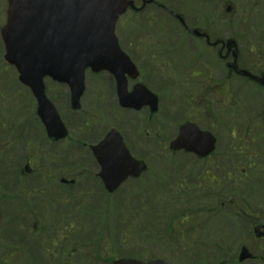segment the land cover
Here are the masks:
<instances>
[{"label": "flooded vegetation", "instance_id": "obj_1", "mask_svg": "<svg viewBox=\"0 0 264 264\" xmlns=\"http://www.w3.org/2000/svg\"><path fill=\"white\" fill-rule=\"evenodd\" d=\"M155 1L133 0L136 11L134 12L137 16H147L150 14L149 7L153 5L160 13H163V16L165 13L171 16L175 15L170 10L165 11L164 5ZM227 3H231V1L229 0ZM8 6V0H0V66L4 64L6 68V48L2 32L7 24ZM252 10H255L256 17L258 16L261 19L260 10L262 15H264V0H254ZM192 13L196 15V28H198L197 31L200 32L201 37L188 34L185 36L188 40H192L193 44L190 50H186L182 45L175 51H167L166 47L161 46L159 49L142 46L146 62H141L127 46L129 56L137 65L139 71L138 79L127 77L128 92H134L139 84L148 85L159 100L158 111L155 115L152 114L150 107L140 111L123 109L119 104L117 83L112 78L109 88H106L103 81L100 83L101 88L105 87L106 94L99 93L97 100L99 109L104 112H107L109 108L111 109V114H109V117L107 116L111 120L110 127L105 128L104 114L97 115L94 117L97 120L96 125H87L86 130L78 128V135L74 133L73 138L70 137L66 141L54 143L49 138L46 128L37 115L35 100H32L34 108L31 109V118H24V115L15 112L17 104L8 102L10 98H13L12 94L5 93V85L15 82V78H9L6 74L0 73V164L7 160L0 169V175L2 176L13 163L12 169H9L3 177L4 179L6 176L8 180L3 181V184L0 182L1 259L14 258L21 262L35 259L38 262L42 261V264H61L60 261H63L62 264H74L73 257L76 255L77 258L82 260L85 256L83 249L86 248V243L81 239L83 245L79 243L70 244L69 240L71 238L65 235V227L72 228L75 232L79 231V233H81V230L85 231V197H94L101 190L107 192L99 177L102 172V163L93 154L91 146L100 144L108 132L114 128L122 133L124 140L126 139L122 131H125L124 128L127 125L124 122L119 123L117 113L119 110L126 116L128 115L127 117L137 116L138 124L143 127L142 132L145 136H150V128L156 130L155 132L158 134H162L164 129L177 131L178 134L186 121H192L202 131L212 133L216 137V151L205 159H200L183 151L173 153L170 150L168 154L171 156L163 158V160L169 162L166 164L176 165L182 159L178 155H187L202 164L200 168L196 167L190 171V177L194 180L192 184L187 186L178 181V185L173 190L176 196L190 194L187 188L196 190V194L202 193L201 195H204L209 188L214 189L216 184H222L223 188L228 189L227 181L231 179V153L229 149L231 143L227 139L226 130L233 126L232 122H237L240 120L239 117L245 114L247 110L246 101L244 100L245 95L249 94L248 101L251 107L259 103L258 100L250 97V94L254 90L264 91L263 43L257 47L260 50L257 52L260 58L256 60L254 65L247 67L243 51L241 50L242 42L245 41L246 33L249 31L247 20L250 18L251 12L247 8L243 12L238 37H227L226 40L225 38L222 39L220 34L215 33L208 17L204 16L203 19H200L197 10H193ZM227 16L230 17L231 15ZM198 20L201 23H198ZM258 26L260 29L255 35L262 36L261 22H258ZM180 31L182 32V30ZM184 31L188 32L191 30L185 27ZM140 36L142 37L141 40L150 37L146 34ZM230 38H233L236 42L233 47H229L226 44ZM216 59L219 61L217 66H215ZM170 65L178 68L169 71ZM1 69L3 70L2 66ZM245 71H249L253 77L247 76ZM180 75L183 77L180 82L182 90L177 93H165L167 80L176 79L175 77ZM186 88H190L191 91H186ZM174 89L177 90L178 86H174ZM27 95L30 96V92ZM17 100L23 105L21 97ZM172 101H176L177 104L175 111L168 109ZM21 111L23 113L22 108ZM172 122L177 124L173 126ZM252 122L246 126V129L252 128ZM32 123H36L38 128H34ZM234 126L239 131L244 127V125L238 123L234 124ZM246 131L242 137L245 143L248 142L245 138L246 135L251 137L254 132L252 130ZM256 132L259 133L260 131L257 130L254 133ZM263 138L264 133L262 132L260 140L264 142ZM70 141L75 145L66 144ZM166 142L167 140L165 139V144ZM253 143H255V140H253ZM256 143L258 145L262 144L259 141ZM61 145H69L71 148L65 147V150H62L58 148ZM76 145L79 146L82 153V156L80 154L77 156L80 157V161L72 157V149ZM259 148L264 152V146H259ZM114 149H104L102 151V159H109ZM130 151L136 157L131 148ZM59 155H63L65 162L56 167L55 163ZM256 155L258 156L259 154L256 153ZM262 156H264V153H260V157ZM238 159L241 162L239 157ZM145 162L148 165L147 174H149L150 164L148 161ZM15 163L17 165V173L14 168ZM181 171H183L181 173V176H183L184 174L186 175L185 172L188 169H181ZM196 171L204 175L200 176ZM243 173H246V170H243ZM17 179L20 181L21 186L19 190L15 188ZM6 181L13 183L7 184ZM56 181H59L61 188L65 187L67 189L55 190ZM88 181H94V185L91 188H82V183ZM57 195H61L63 198L68 197L71 200L76 199L73 201L76 204H73L74 207L72 209L77 208V217L74 214L69 215V212L52 214L49 209H46L49 205L45 204V202L54 200ZM33 196H36V198ZM60 199L63 202V199ZM14 200L16 203H14ZM31 200H33V205L29 207ZM194 200L195 198L184 202L183 208L178 207L181 212L183 226L192 224L189 209L194 208ZM3 202H7V204L3 206ZM28 208L30 211H27ZM49 218H55L62 224L63 221H68L61 231H56L49 239L48 249H45L43 255L39 257L36 255L38 253L36 246L25 237V234L29 236L30 233L33 241L39 236L45 235L47 231L44 222ZM254 226L256 229L261 227V224L254 222ZM255 240L264 241V239L256 238ZM244 247L246 246L243 245L240 249ZM248 249L253 255V259L241 264L261 262L263 260L261 254L257 253L255 249ZM38 258L41 259L39 260ZM38 262L36 263L38 264Z\"/></svg>", "mask_w": 264, "mask_h": 264}, {"label": "rangeland", "instance_id": "obj_2", "mask_svg": "<svg viewBox=\"0 0 264 264\" xmlns=\"http://www.w3.org/2000/svg\"><path fill=\"white\" fill-rule=\"evenodd\" d=\"M228 1L156 0L155 2L160 4L167 2L168 7L172 9L176 6L177 10L186 14L190 20H195L196 18V15H189L192 8L191 4H195L193 7L197 10L198 17L203 19L204 16H207L215 33L220 34L221 38L238 37L243 12L247 8L251 12L250 18L247 20L249 31L246 33L245 41L242 42L241 50L246 60V66H252L260 58L257 53L260 50L257 47L262 43L264 51V36L255 35L260 29L258 22H261V29L264 32V17L262 15H260L261 19L258 16L256 17L255 10H252L254 0H230L233 6L232 15L230 17L226 16L227 14L224 11ZM182 4L185 5L183 6ZM181 5L183 9L178 8ZM149 9L150 14L147 16L134 15L131 17L129 14L125 15L117 29L122 48L128 53L127 46H129V49L141 62H146L142 46L159 49L160 46L166 47L165 45H168L169 42L174 46L180 42L179 39L173 42L168 35V31L175 28L171 19L163 16V13H160L153 5ZM198 23H201V21L198 20ZM143 34L150 37L141 40L142 37L140 35ZM218 64V60H215V66ZM1 66L0 73L13 78L14 72H11L12 69L6 68L4 64ZM110 77L107 73H102L100 77L91 73L88 75V91L82 99V105L83 110L85 109L86 112H89L91 121L94 115L103 113L97 106V100L99 93L106 94V89L105 87L101 88L100 83L103 81L106 88H109L110 83H112ZM46 85L50 97L56 96L55 100L62 109L64 119L70 122L78 118V115L73 114L67 108L69 102H67V87L56 85L49 79L46 80ZM187 89L190 90V88ZM178 91L168 86L165 93H176ZM7 92L9 93L8 90ZM250 97L259 101L258 106L251 107L248 96L245 95V105L250 106L254 111L252 112L247 108L245 114L239 118L249 125L250 119H255L256 115H258L260 121L258 131H260V134L264 133V91H251ZM8 102L16 103L15 112L24 115V118L32 117L31 109L27 107L29 111L25 112L26 108L23 109L24 104L22 105L16 97L10 98ZM168 109L175 111L177 109L176 101L170 102ZM258 109L260 110L259 112ZM83 110L79 113L82 114ZM117 113L119 123L124 122L127 125L124 128L125 131H122L126 136V141L138 158L148 161L150 173L146 174L141 182L130 181L125 184L113 196L100 192L98 196L85 197V231L81 230V233L65 227L68 220L63 221L62 224L55 218H49L44 222L47 231L45 235L39 236L33 241L30 233L29 236L25 234V237L36 246L38 252L36 255L41 257L43 251L48 249L49 239L56 231H61L65 227V235L71 238L69 240L70 244L79 243L83 245L81 239L86 243V248L83 249V254L86 255L82 260L74 255V264H110L109 255H115L117 258L127 257L144 260L162 257L166 258L171 264H239L238 255L240 254L239 247L241 245L253 247L263 257L261 262L245 264H264V242H255L251 233L254 222H259V224L264 226V156L260 157V153L264 152L259 148V146H264V142L259 140V143L261 142L262 144L253 145L250 150L251 154L246 155V152H243V155L241 150L246 146L244 144L249 143L248 141L243 144L241 141L243 133L247 130V125L240 121L237 122L244 125V127L239 131L240 136L233 141L235 143L229 147L231 156H236L237 158L230 165L232 178L229 181V188L217 185L214 189L209 188L203 196H200L202 193L196 194V190L187 188L190 194L176 196L173 190L178 185V181L187 186L192 184L194 180L190 177V171L196 167L200 168L202 164L187 155H178L182 159L176 165L173 164L175 162L172 163L173 165L166 164L169 162L163 160V158L171 155L168 154L169 150L167 142L165 144V139L172 140L176 133L164 129L162 134H158L155 132L156 130L150 128V136H145L142 132L143 127L138 124L137 116H132L133 120L138 124L132 128L128 115L121 113L120 110ZM261 119L263 120L262 122ZM78 120L82 123L84 117L78 118ZM82 124L84 125V123ZM171 124L174 126L177 123L172 122ZM136 127L137 131H135ZM138 134L141 135L142 139H148L145 141L138 139L136 137ZM61 148L62 145L60 146ZM252 153H258L259 155L254 157ZM79 154L82 156L80 150ZM238 157L242 163L248 160L254 162L256 168H261V171L259 172L255 168L251 173L249 171L250 180H242L239 166L234 164L236 162L242 164ZM73 158L80 160V157L77 156ZM63 162H65L63 155H59L55 166L59 167ZM11 167L9 168L10 170L12 169ZM178 168L179 170H177ZM180 168L183 170L188 169L185 172L186 175L181 176L183 171ZM6 172L2 176L0 175L2 184L3 181L8 180L6 176L3 179ZM197 173L199 174V172ZM199 175L203 176L204 174ZM6 183L13 182L6 181ZM93 185L94 181H88L82 183V188H91ZM15 188L18 190L21 188L18 179ZM54 188L55 190L67 189L65 187L61 188L59 181L55 182ZM33 197L36 198V196ZM243 197L250 201V211L254 212L251 218L243 212L245 209ZM60 198L63 199V202ZM193 198H195L194 208L190 210L193 224L183 226L181 212L178 207L183 208V203ZM74 200L76 199L71 200L68 197L63 198L61 195H57L54 200L45 202V204L49 205L46 209H49L52 214L69 212V215L74 214L77 217V208L72 209L74 207L73 204H76V202H73ZM2 205L5 206L6 202H3ZM32 205L33 200H31L29 207H32ZM144 208H147L149 215L144 213ZM27 211H30V209L28 208ZM170 224L174 225L172 229L168 227ZM148 235L149 239L147 238ZM36 262L38 261L35 259L24 262L20 260H0V264H37ZM42 263V261L38 262V264ZM62 263L63 261H61Z\"/></svg>", "mask_w": 264, "mask_h": 264}, {"label": "water", "instance_id": "obj_3", "mask_svg": "<svg viewBox=\"0 0 264 264\" xmlns=\"http://www.w3.org/2000/svg\"><path fill=\"white\" fill-rule=\"evenodd\" d=\"M10 2L12 20L8 32L11 33H5L8 39L10 62L17 65L22 81L32 88L45 124L48 128L51 126L55 129H49V132L59 138L55 132L61 130L63 125L54 106L46 97L44 78L50 76L56 81L70 83L72 104L75 109L78 108L85 90V70L92 67L96 72L102 69L115 71L118 61H120L119 67L123 61L119 54L121 51L117 45L115 28L120 15L125 12V8L121 10V7L125 5L120 6L122 1L119 0H11ZM53 27L68 28L70 32L62 41L59 37L63 38V33L51 37L50 30ZM27 30L34 33L28 35ZM121 102L123 106H127L124 97H121ZM192 132L194 133L193 129ZM188 136L178 139L172 147L187 148L188 151L200 155L207 153L208 149L192 145L193 139ZM112 137L120 138L124 147L118 132L112 131L109 138ZM200 137L201 134L197 140ZM201 149L203 152H200ZM127 155L131 159L129 152ZM131 161L138 166L137 173L144 170L140 162L133 159ZM109 174L105 172L103 177L110 191L118 189L129 175L124 174L115 180L110 179ZM247 257L244 252L240 260L243 261ZM115 264L169 263L163 260L146 262L124 259Z\"/></svg>", "mask_w": 264, "mask_h": 264}, {"label": "bare ground", "instance_id": "obj_4", "mask_svg": "<svg viewBox=\"0 0 264 264\" xmlns=\"http://www.w3.org/2000/svg\"><path fill=\"white\" fill-rule=\"evenodd\" d=\"M107 110H108L107 112H104V111H103V113H104L105 116H108V117H109V114H111V112H110L111 109L109 108V109H107ZM69 124L72 125V126H77V125L80 124V122H79L78 119H74V120L70 121ZM32 126H33L34 128H38V125H37L36 123H32Z\"/></svg>", "mask_w": 264, "mask_h": 264}]
</instances>
